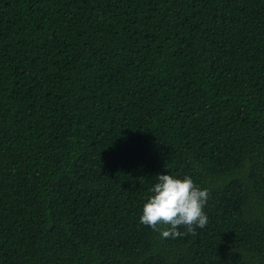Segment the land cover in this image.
I'll use <instances>...</instances> for the list:
<instances>
[{"label":"trees","instance_id":"16d2710c","mask_svg":"<svg viewBox=\"0 0 264 264\" xmlns=\"http://www.w3.org/2000/svg\"><path fill=\"white\" fill-rule=\"evenodd\" d=\"M0 264H264V0H0Z\"/></svg>","mask_w":264,"mask_h":264},{"label":"clouds","instance_id":"9594fccd","mask_svg":"<svg viewBox=\"0 0 264 264\" xmlns=\"http://www.w3.org/2000/svg\"><path fill=\"white\" fill-rule=\"evenodd\" d=\"M143 204L140 223L158 232L162 239L183 238L204 228L208 216L204 208L209 199L208 189H201L190 176L176 178L159 174ZM183 227L185 231L179 229Z\"/></svg>","mask_w":264,"mask_h":264}]
</instances>
